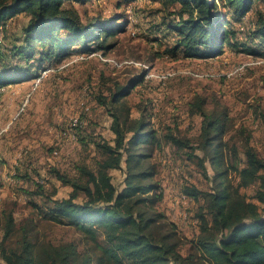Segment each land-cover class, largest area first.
Masks as SVG:
<instances>
[{
	"label": "trees",
	"instance_id": "16d2710c",
	"mask_svg": "<svg viewBox=\"0 0 264 264\" xmlns=\"http://www.w3.org/2000/svg\"><path fill=\"white\" fill-rule=\"evenodd\" d=\"M65 1L0 0V41L6 18L23 12L30 16L10 49V58L25 57L26 61L35 58L42 66L46 60L65 57L70 52L88 55L102 51L105 57L112 51L116 45L110 44L109 39L121 31L120 27L111 22L84 23L76 9L65 8ZM255 2L165 0L168 17H164L163 24L177 37L162 54L214 59L229 48L236 54L254 56L250 58L252 61L264 58V12L255 10L249 27L246 18ZM4 59L2 52L1 67L6 65ZM40 76L33 73L11 76L3 72L0 87ZM144 77L145 73L130 88L137 87ZM107 90L108 94L101 93L95 98L113 120L114 144L103 138L94 141L99 155L96 167L77 165L79 178L54 171L56 178L71 186L72 191L69 198L53 200V207L46 214L50 221L80 231L86 249L80 250L75 241H42L34 234V224L18 225L12 212H3L0 255L5 263L264 264V156L252 144V132L243 126L239 128L247 135L243 144L245 162L239 166L241 147L235 142L239 130L234 129L229 109L221 102L209 110L206 100L196 96L190 114L200 116L202 123L194 142L170 128L159 133L150 127L145 116L134 119L132 106L125 100L129 87L117 85ZM258 117L264 126V111H256L255 118ZM80 122L74 129L82 125L81 119ZM164 145L188 150V159L198 161L211 184L210 191H200L194 185L182 188L184 199L197 201L201 195L204 198L197 215V233L190 241L183 239L177 224L157 209L163 195L157 192L160 188L154 181L157 165L151 158ZM208 161L217 169L214 176L208 174L205 166ZM112 170L123 172L120 187L113 182ZM258 182L260 188L255 198L262 207L241 192ZM80 197L82 201H78ZM14 235L18 236L17 241L7 244ZM186 243L191 248L183 255L180 249Z\"/></svg>",
	"mask_w": 264,
	"mask_h": 264
},
{
	"label": "rangeland",
	"instance_id": "374dc122",
	"mask_svg": "<svg viewBox=\"0 0 264 264\" xmlns=\"http://www.w3.org/2000/svg\"><path fill=\"white\" fill-rule=\"evenodd\" d=\"M64 6L76 9L84 23L111 22L121 31L109 39L116 46L105 57L102 51L88 55L70 52L65 57L46 60L40 66L35 58L28 61L25 57L10 58V49L28 22L29 14L23 12L4 20L0 53L3 52L6 65L0 66V73L11 76L33 73L43 78L40 82L36 78L0 87V242L3 212H12L18 225L34 224V234L40 240L75 241L80 250L86 249L80 231L58 225L46 216L53 200L69 198L72 191L71 186L56 178L54 171L79 178L77 165L96 167L99 155L94 141L103 138L114 144L115 134L110 128L113 120L95 97L108 94L107 89L117 85L129 87L125 100L132 106L134 119L145 116L150 127L159 133L170 128L194 142L202 123L200 116L190 114L196 96L206 100L209 110L221 102L229 109L234 129L239 130L241 126L249 129L252 144L264 156V126L259 117L255 118L256 111H264V58L254 62L246 55L235 59L229 48L214 59L162 54L173 46L177 37L163 24L168 14L165 0H87L83 3L66 0ZM257 9L264 12V0L254 3L246 17L248 27ZM144 73V81L130 88ZM50 86L53 87L50 89ZM26 100L29 104L23 107ZM75 118L81 119L82 125L74 129L71 123ZM235 137L241 147L238 164L242 166L247 135L239 130ZM187 151L164 145L155 151L151 162L157 165L154 181L160 185L157 192L163 195L157 209L177 224L183 239L190 241L197 233V215L204 198L201 195L197 201L192 198L185 201L182 188L194 185L200 191H210L211 184L198 161L188 159ZM205 166L208 174L214 176L217 169L213 163L208 161ZM110 173L120 187L123 172L112 170ZM234 175L233 172L231 178ZM259 188L260 182L241 192L248 200L258 203L255 196ZM17 239L14 235L7 244L13 245ZM190 248L186 243L180 251L187 255ZM0 264H6L1 255Z\"/></svg>",
	"mask_w": 264,
	"mask_h": 264
},
{
	"label": "built area",
	"instance_id": "2783aa9c",
	"mask_svg": "<svg viewBox=\"0 0 264 264\" xmlns=\"http://www.w3.org/2000/svg\"><path fill=\"white\" fill-rule=\"evenodd\" d=\"M42 78H43V76L38 79V82H40L42 80ZM28 104H29V100H26V102L24 103L23 107L27 106ZM80 123L81 122H80V119L79 118H75V119L72 120V126L73 127H76V126L80 125ZM184 200L186 201V198Z\"/></svg>",
	"mask_w": 264,
	"mask_h": 264
},
{
	"label": "crops",
	"instance_id": "0c3cea01",
	"mask_svg": "<svg viewBox=\"0 0 264 264\" xmlns=\"http://www.w3.org/2000/svg\"><path fill=\"white\" fill-rule=\"evenodd\" d=\"M232 52H233V50H231ZM178 55H181V54H178ZM234 57H235V59H238V58H240V57H243V56H245L244 54H236L235 52H233V54H232ZM183 56V55H182ZM181 56V57H182ZM248 56V57H247ZM184 57V56H183ZM246 57H247V59H249V61H250V56L249 55H246ZM219 58H220V56H219ZM186 59H188V58H186ZM224 61V60H223ZM227 61V60H226ZM228 62V61H227ZM226 62V63H227ZM53 86H50V89L52 88ZM67 89V88H66ZM68 95V94H67ZM85 111H87V110H85ZM111 128V127H110ZM0 172H2L1 170H0ZM1 186V185H0Z\"/></svg>",
	"mask_w": 264,
	"mask_h": 264
}]
</instances>
